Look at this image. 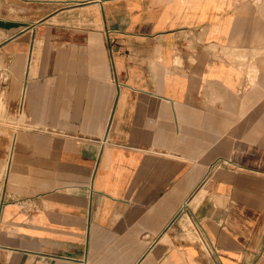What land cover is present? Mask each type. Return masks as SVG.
<instances>
[{
  "label": "crops",
  "instance_id": "1",
  "mask_svg": "<svg viewBox=\"0 0 264 264\" xmlns=\"http://www.w3.org/2000/svg\"><path fill=\"white\" fill-rule=\"evenodd\" d=\"M0 264H264V0H0Z\"/></svg>",
  "mask_w": 264,
  "mask_h": 264
}]
</instances>
